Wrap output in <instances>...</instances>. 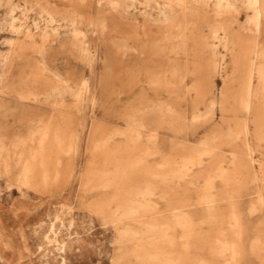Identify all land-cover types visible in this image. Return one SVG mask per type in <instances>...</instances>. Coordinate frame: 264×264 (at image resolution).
I'll use <instances>...</instances> for the list:
<instances>
[{"label":"rangeland","instance_id":"374dc122","mask_svg":"<svg viewBox=\"0 0 264 264\" xmlns=\"http://www.w3.org/2000/svg\"><path fill=\"white\" fill-rule=\"evenodd\" d=\"M24 1L0 0V264H264V14L257 29L249 0H27L49 36L19 56ZM53 114L61 144L22 184Z\"/></svg>","mask_w":264,"mask_h":264},{"label":"bare ground","instance_id":"6f19581e","mask_svg":"<svg viewBox=\"0 0 264 264\" xmlns=\"http://www.w3.org/2000/svg\"><path fill=\"white\" fill-rule=\"evenodd\" d=\"M7 1V0H6ZM39 1L40 0H36V1H34V3L35 4H38L39 3ZM115 1V0H114ZM133 2L131 3V4H134V0H132ZM251 3H252V5L255 7V13L253 14V16H251L250 18H249V20H248V22H254L255 23V26H256V28L257 29H259V28H261L260 27V25H261V20H262V18H263V14H264V9H263V7L261 6V0H249ZM1 3V2H0ZM2 3H4V2H2ZM1 3V4H2ZM228 3H232V1L230 2V1H228ZM228 3H226V2H224V0H218L217 1V9H216V12L217 13H221V8H222V5L223 4H226L227 6H229V4ZM0 4V5H1ZM6 4V3H5ZM24 4L26 5V7H21L20 6V3H17V4H14V6L13 7H11V9L9 10V13H10V21H9V23H8V25H9V28H10V30L11 31H13V32H24V37L17 43L18 44V49L16 50V53L18 52V55L19 56H22L23 55V53L24 52H27V51H32V50H35V49H37V43H36V41L34 40V35H35V32H37V31H42V37L45 39V38H47L48 36H49V30H47L46 28H44V26H43V24H42V17H43V14H42V10H36L35 8H34V10H35V12H36V15H38L37 17H35V19L33 20V22L30 24V23H28L27 22V18H28V11H30L29 10V7H27V4H28V1L27 0H25L24 1ZM3 5V4H2ZM13 5V4H12ZM4 6V5H3ZM17 6H18V8L20 7V8H22L21 9V14L19 15L18 13H17ZM230 6H231V4H230ZM20 8H19V10H20ZM32 8V10H33V6L31 7ZM166 8L168 9V12L167 13H165V19H168V20H170L171 18H172V15L169 13L170 12V9H171V6H170V4H167L166 5ZM166 9V10H167ZM29 18H30V16H29ZM76 30H78V29H76ZM76 30H75V32H76ZM80 31V30H79ZM78 31V32H79ZM8 41H9V43H14V41L16 40V37H14V36H11V37H8V39H7ZM262 46H260V48H261ZM242 48H243V46L241 45V51H240V53L235 57V62H236V65H239V61H240V59H241V53H242ZM263 48V47H262ZM261 48V49H262ZM0 51H1V49H0ZM255 52H256V56L257 57H262V56H264V52L262 51V50H260V51H258V50H255ZM40 53L42 54V59L40 60V65L38 66V68H37V70H36V72L34 73V76L35 77H37V78H40V77H47V75L45 74V70L46 69H48L49 68V65H48V63L46 62V60H45V57H44V52L42 51V50H40ZM1 62L2 63H6V62H9L10 63V65H12V56L11 55H8V54H6V53H2L1 52ZM215 60V59H214ZM215 62H216V60H215ZM258 62V61H257ZM258 64V63H257ZM256 64V65H257ZM262 69H263V67H261V66H254V65H251L250 66V68H249V70L247 71V74H246V79H245V85H246V90H245V97H244V100H243V102L245 103V107L246 108H250V106H251V103H252V99H251V94H252V91H253V74H259V77H261V75H262ZM218 70V69H217ZM254 71H255V73H254ZM242 73V72H241ZM56 78H57V80H60V81H64V82H66V83H68L69 82V80L68 79H65V78H63V77H61L60 76V74H56ZM84 80V79H83ZM259 80H261V78L259 79ZM85 81H86V79H85ZM88 81V80H87ZM86 81V82H87ZM84 82V81H83ZM262 83H264V81H262ZM242 86V85H241ZM201 88V87H200ZM262 88V87H261ZM263 89H264V86H263ZM205 90V89H204ZM21 93V96L23 97V98H29V96H28V94H26V93H24V91H20ZM35 95H36V93H35ZM242 97V96H241ZM64 104V103H63ZM1 107V106H0ZM63 108V107H62ZM65 108V107H64ZM2 109V108H1ZM56 110H58L59 112H60V110H61V107H60V103L59 102H57L56 104H55V110L54 111H56ZM63 114V113H62ZM59 116H61L60 115V113L58 114ZM58 115H55V114H53V115H51L48 119H46V120H44V121H42L41 122V124H40V126H41V129L39 130V136L36 138V142H37V149H35V150H33V152H32V154L30 155V157H29V159H28V162H27V164L22 168V170H21V172H20V181L22 182V184H30L33 180L35 181L36 180V178H35V176H36V174H35V164H43L44 165V161H43V159H45V157H48V155L50 154V152H49V147L47 146V145H49V144H47V142H53L54 144H57V145H60L61 144V137H60V127L61 126H59L58 125V122H59V117H57ZM64 115V114H63ZM82 121V120H81ZM61 122V121H60ZM63 122V121H62ZM66 122H68V121H66ZM92 122V121H91ZM85 123V122H84ZM103 123V122H102ZM62 124V123H61ZM105 124V123H104ZM63 125H64V123H63ZM66 125V124H65ZM86 126V125H85ZM115 128H117V127H115ZM114 128V129H115ZM98 129V128H97ZM119 129V128H118ZM125 130V129H124ZM91 131V130H90ZM112 131V130H111ZM114 131V130H113ZM123 131V130H122ZM62 132V131H61ZM84 133V132H83ZM124 134H125V132H123ZM134 133V132H133ZM136 133V132H135ZM144 133V132H143ZM142 133V134H143ZM120 134V133H119ZM120 135H122V134H120ZM137 135V134H136ZM149 135V134H148ZM152 135V134H151ZM154 135V134H153ZM125 136V135H124ZM134 136V135H133ZM140 136H142V135H140ZM64 137V136H63ZM74 137V136H73ZM155 137V135L153 136V137H151V138H154ZM68 138L70 139V140H72L73 138L71 137V135H68ZM127 138V137H126ZM136 138V137H135ZM139 138V137H138ZM150 138V139H151ZM158 137H156V139H157ZM128 139V138H127ZM95 141V140H94ZM122 142H123V140H121ZM140 142V141H139ZM173 142V141H172ZM176 142V141H175ZM178 142V141H177ZM179 143V142H178ZM47 144V145H46ZM147 145H149V144H147ZM146 145V146H147ZM174 145V144H173ZM179 145V144H178ZM141 146V145H140ZM48 148V149H47ZM208 148V147H207ZM207 148H206V150H207ZM173 149V148H172ZM212 149V148H211ZM210 149V150H211ZM133 150V149H132ZM135 150V149H134ZM156 150V149H155ZM213 150V149H212ZM209 150H207V152H208ZM143 153V152H142ZM142 153H140V154H142ZM193 153H194V151H193ZM200 153V152H199ZM145 154V153H144ZM147 154V153H146ZM207 153L205 152V155H206ZM209 154V153H208ZM210 154H211V151H210ZM139 155V154H138ZM171 155V154H170ZM202 155V154H201ZM204 155V154H203ZM202 155V156H203ZM181 156V155H180ZM189 156V155H188ZM207 156V155H206ZM23 157V154L20 152L19 153V158H22ZM143 157V156H142ZM173 157H176V156H173ZM185 157V156H184ZM51 158H52V156H51ZM168 158V157H167ZM167 160V159H166ZM171 159H169V161H170ZM180 160H181V158H180ZM46 161V160H45ZM172 161H174V160H172ZM197 161H199L200 162V160L198 159H190V160H188V163H192V164H195ZM49 162V161H48ZM181 162V161H180ZM179 162V163H180ZM151 163V162H150ZM171 163V162H170ZM187 163V164H188ZM222 163V162H221ZM185 164V163H184ZM222 164H224V163H222ZM162 165H163V163H162ZM167 165V164H166ZM171 165H172V163H171ZM219 165V164H218ZM41 166V165H40ZM53 166V165H52ZM181 167H183V165H180ZM185 167V166H184ZM187 167V166H186ZM219 167V166H218ZM217 167V168H218ZM52 168V167H51ZM216 168V169H217ZM171 169H173V166H172V168ZM179 169H180V167H179ZM182 169V168H181ZM189 169H190V167H189ZM37 170V169H36ZM168 170V169H167ZM184 170V169H183ZM51 171V170H50ZM176 171V170H175ZM180 171H182V170H180ZM220 171V170H219ZM186 172V171H185ZM218 172V171H217ZM222 172V171H221ZM43 173V172H42ZM241 173V172H240ZM81 174V173H80ZM172 174H175V172L174 173H172ZM177 174V173H176ZM219 174V173H218ZM45 175V174H44ZM72 175V174H71ZM170 175V174H169ZM180 175V174H179ZM221 175V174H220ZM224 175V174H223ZM171 176H173V175H171ZM170 176V177H171ZM176 176V175H175ZM174 176V177H175ZM185 176V175H184ZM183 176V177H184ZM216 177H217V174L215 175ZM182 177V178H183ZM39 178V177H38ZM173 178V177H172ZM171 178V179H172ZM177 178V177H176ZM179 178H181L180 176H179ZM211 178H212V176H211ZM210 178V179H211ZM175 179V178H174ZM185 179V178H184ZM209 179V178H208ZM215 179V178H214ZM222 179V178H221ZM38 180V179H37ZM40 181V180H39ZM146 181V180H145ZM203 181H205V178H204V180ZM183 182V181H182ZM20 183V182H19ZM149 184V181H148V183H147V185H144V186H141V187H143V189L142 190H140L139 191V193L138 194H140V195H142V196H145V195H147L148 196V194H151V193H153L152 192V189H153V186H150V185H148ZM193 184H194V182H193ZM197 184V183H196ZM202 184V183H201ZM43 185V184H42ZM201 186V185H200ZM230 188V187H229ZM198 189V188H197ZM231 190V189H230ZM172 191V190H171ZM174 192V191H173ZM213 192V191H212ZM170 193V192H169ZM208 194V193H207ZM189 195V194H188ZM187 195V196H188ZM209 196V195H208ZM210 197H211V195H210ZM210 197H208V198H210ZM212 198V197H211ZM140 198H133V199H131V201H130V203H127V205H125L123 208H124V210L128 213V212H130V213H132L134 210H136L137 208H141V207H143L144 205H143V202L141 201V200H139ZM186 199H188V198H186ZM204 200V199H203ZM199 202V201H198ZM204 202V201H203ZM60 204H62V203H60ZM64 204V203H63ZM62 204V205H63ZM204 204V203H203ZM210 204V203H209ZM69 206V205H68ZM70 208V207H69ZM73 209V208H72ZM145 210V209H144ZM175 210H176V208H175ZM138 211V210H137ZM136 211V212H137ZM180 211V210H179ZM175 216V215H174ZM235 216V215H234ZM238 216V215H237ZM181 217V216H180ZM175 218H176V216H175ZM242 218V217H241ZM178 219V218H177ZM232 219V218H231ZM181 220H183L182 219V217H181ZM233 220V219H232ZM237 220H238V218H237ZM194 221V220H193ZM185 222H186V220H185ZM189 222H191V221H189ZM142 223V222H141ZM178 223V222H177ZM187 223V222H186ZM193 223V222H192ZM230 223H231V221H230ZM238 223H239V221H238ZM41 224V223H40ZM232 224V223H231ZM240 224V223H239ZM167 225V224H166ZM176 225V224H175ZM178 225V224H177ZM190 225H191V223H190ZM188 226V225H187ZM195 226V225H194ZM193 228V227H192ZM195 229V228H194ZM55 240V239H54ZM58 242V241H57ZM187 243V242H186ZM190 243V242H189ZM187 246V245H186ZM188 248H189V246H188ZM187 248V249H188ZM189 251V250H188ZM190 252V251H189ZM184 254V253H183ZM219 255V254H218ZM177 256V255H176ZM179 256V255H178ZM190 257V256H189ZM191 258V257H190ZM175 260V259H174ZM200 260H198V262H199ZM203 261V260H202ZM195 262V261H194ZM205 262V261H204ZM200 263V262H199ZM203 263V262H202ZM206 263V262H205Z\"/></svg>","mask_w":264,"mask_h":264}]
</instances>
